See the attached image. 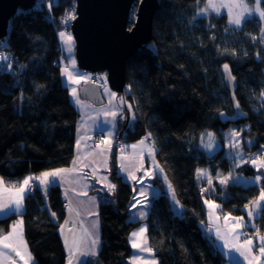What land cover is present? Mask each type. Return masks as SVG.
<instances>
[{"label":"trees","instance_id":"16d2710c","mask_svg":"<svg viewBox=\"0 0 264 264\" xmlns=\"http://www.w3.org/2000/svg\"><path fill=\"white\" fill-rule=\"evenodd\" d=\"M203 1L161 0L151 42L127 61L126 97L136 117L123 128V136L135 141L151 133L181 207L176 210L165 191L150 199L148 234L158 264H228L202 227L207 219L203 198L220 202L224 214L242 217L264 189V176L251 185L229 183L226 193L218 179L262 172L247 162L234 163L226 153V132L233 125L241 129L250 154L264 146V18L249 17L233 27L226 13L198 15ZM38 2L11 18L1 46L11 67L0 72V175L11 184L69 166L75 152L79 113L63 80L62 62H67L59 38L66 7L74 0H56L50 9L46 0ZM225 64L236 82L233 90L226 84ZM237 109L239 116L231 118ZM209 133L217 145L213 151L206 145ZM112 162L116 189L100 202L99 262L128 264L129 234L135 226L128 216L135 192ZM199 168L211 173V184L208 177H199ZM63 201L57 184L46 197L36 186L26 196L21 215L37 264L66 263L59 232ZM17 216L0 217V234ZM257 223L264 230V210Z\"/></svg>","mask_w":264,"mask_h":264},{"label":"crops","instance_id":"0c3cea01","mask_svg":"<svg viewBox=\"0 0 264 264\" xmlns=\"http://www.w3.org/2000/svg\"><path fill=\"white\" fill-rule=\"evenodd\" d=\"M66 44V43H65ZM72 45V44H71ZM68 46V44H66ZM65 46V47H66ZM67 67L71 76L83 77L79 83H73V81L69 78L68 73H65L63 70V80L69 89V95L71 102L75 106L76 110L79 113V118L76 125V143H75V152L72 162L69 166L61 167L64 169H71L75 167L77 170L73 172H68L63 177H57V185L60 186L63 200L68 202L67 210L64 211V217L59 224V232L62 238L67 257L66 263L69 264V259H71L72 264H100L99 262V250L101 248V233H102V223L100 218V202L102 200L103 193L105 192L107 196H110L115 191L110 190L109 184H115L111 177V169H112V159H115L117 170L122 179L128 182L134 192V199L131 205V211L128 216V220L132 223H135V226L132 228L129 234V243L131 246V255L129 257L128 264H133V258H137V264H139L140 260H144L147 264H158V258L156 257L155 250L150 242L149 234H148V222L147 218L149 215L150 208V199L158 197L162 192H166L170 197H174V201H177L174 196L173 185L167 177L164 169L160 165L156 157V147L148 137L145 140V144L148 145V148L154 149L153 155L148 154V148H145L143 154L141 155L139 147L135 150V159L129 160L128 157L133 156L134 150L131 145L137 144L141 139L130 141L129 148L127 151L123 153H117L114 149V142L119 134L123 135V128L126 124H129L131 121L135 119L134 110L129 104L127 100L126 94L128 93L127 89L124 92H116L110 86L103 85L101 92L105 99V102L101 104V106L94 104L90 100L84 99L80 96V86H82L85 82L90 80V73L82 70L76 64L72 65V61L75 60L74 56L70 54H66L64 50ZM64 68V69H65ZM75 88L77 91V97L79 99V103L76 102L77 97L72 96V89ZM112 93H115V96H112ZM122 98V99H121ZM103 105V106H102ZM130 105V107H129ZM109 115H105V113ZM112 112H116L117 116L113 119L110 115ZM93 131H100L104 134L105 140H111V151L107 150L106 145L100 144L99 147H93L91 144V134ZM80 141L79 146L77 145V141ZM249 143V141L247 142ZM260 152L261 157L264 158V147L261 146L259 151L254 152L252 155ZM121 155H123L124 159H121ZM154 157V158H153ZM256 157H258L256 155ZM79 158V162L76 165H73V161ZM141 163L143 167H141ZM248 164H254L249 161ZM123 165V167H122ZM239 166V165H237ZM257 167V166H256ZM55 168V169H61ZM258 169H261L257 167ZM161 169L163 171H161ZM54 169L46 170L51 171ZM203 175L200 174L199 177L206 178L205 169H203ZM44 172V171H43ZM131 173V175H129ZM145 173H151V175H146ZM35 177L34 174H29L26 177ZM39 176V175H38ZM132 176H135L136 179H132ZM238 183L243 185H251L258 183L260 179H256V177L264 176V172H258L256 175L251 177H246L244 175H237ZM0 178L3 180V187L11 189L12 185H16L18 188L20 184H11L9 183L5 177L0 175ZM106 178V179H105ZM24 180V179H23ZM139 181V182H138ZM36 188H39L41 192H45L47 196L48 189L51 185L45 187L44 185H39V181L33 179ZM169 184L171 188H169ZM39 185V186H38ZM102 192H101V191ZM261 192V191H260ZM254 199L256 200L259 195ZM143 193V195H141ZM29 192L25 195L22 207L15 212L9 211L7 208L0 210V217H6L11 214H18L17 218L12 222L10 228L3 232L2 234H6L7 232L12 230V225L17 221H23V239L27 243V250L31 253L34 264L36 263V259L30 249L28 240L25 235V226L24 220L22 217V213L25 209V199ZM9 193L0 192V203L9 204L8 200ZM214 202L215 200L208 199ZM253 200V201H254ZM219 207L215 209V218L218 220H210L207 216V219L204 223H202V227L204 228L206 234L211 239L213 245L217 250L223 253V255L227 258L228 264H248V260L244 258L240 254V252L235 249L230 248L225 245L224 240L220 239L217 236V229L220 230V235H224L227 231L225 226V215L221 212V204H216ZM205 206V205H204ZM63 207V206H62ZM69 207L72 209L69 210ZM176 210H179L181 207L176 203L174 206ZM206 208V207H205ZM253 212V216H249V211ZM264 210V202H261L260 207H256L253 204H249L246 207V216H242L243 227L239 229L236 233L238 236L239 242L243 243L248 238H252L254 241L253 244V254L259 255L258 249L261 246V241L259 240V236H264V230H260L259 224L257 223V219L261 216L262 211ZM143 212L144 215H140ZM231 217L235 218V216L231 215ZM68 221L65 226L64 232H61V225L64 224L65 221ZM96 223L97 227L93 228V224ZM231 224H229V227ZM145 227L146 232L144 235L147 238V247L152 249V252L142 251L141 249H136L132 247V237L131 234L134 231H138L140 228ZM71 229L72 231H68ZM247 229L251 233L250 236H243V230ZM92 233L93 235H88ZM65 236L68 237L69 241L72 240L73 236L82 241L80 251H73L70 256L69 249L65 244ZM98 236L99 243L95 245L94 251L95 254H81L88 253V249L91 246V240ZM229 241L231 242V236H229ZM0 252H4L7 255L11 256L13 260H15L16 264H23L22 261L19 260L18 257L15 256L11 250H6L0 248ZM0 264H10L9 261H5L3 256H0ZM259 264H264V258L259 261Z\"/></svg>","mask_w":264,"mask_h":264},{"label":"water","instance_id":"95a60500","mask_svg":"<svg viewBox=\"0 0 264 264\" xmlns=\"http://www.w3.org/2000/svg\"><path fill=\"white\" fill-rule=\"evenodd\" d=\"M37 1L0 0V45L9 34L11 18L19 9L36 7ZM75 1L76 17L70 30L75 40V56L79 68L90 73L103 72L106 74L107 84L113 90L125 91L127 61L141 46L151 42L153 19L161 0H139L131 26V10L136 0ZM223 71L227 86L233 90L236 82L231 78L230 68L229 71ZM101 89V84L88 80L80 86V95L101 105L105 102ZM239 114L237 109L231 118L235 119ZM222 117L227 115L223 114Z\"/></svg>","mask_w":264,"mask_h":264},{"label":"snow or ice","instance_id":"6c2138e0","mask_svg":"<svg viewBox=\"0 0 264 264\" xmlns=\"http://www.w3.org/2000/svg\"><path fill=\"white\" fill-rule=\"evenodd\" d=\"M261 3H264V0H256V6L253 9H250L248 7V5L246 3H244V0H231L230 3H224L223 0H220L219 3H216L215 0H208V5L207 8L202 9L201 11H207L208 8L219 12V10L223 7H227L229 9V15H230V23H233L235 25H241L243 23V21L246 19L247 15L252 14L253 12L258 13L260 17L264 18V9H262L260 7ZM52 5L50 4L49 7H51ZM234 9H239V11H236L235 14H233V10ZM68 18L70 19H75V16L73 15V13L69 12L67 14ZM131 30V29H130ZM59 37L60 39L69 45V51H71V44H72V36L64 31H61L59 33ZM10 59L9 56H6L3 53H0V61H6ZM72 65H75V60L72 61ZM5 68H10L11 65H4ZM225 71H229V66L227 64H225L224 66ZM65 73H68L69 78L73 81V83H79L81 79H83V77H72L71 73L69 72L68 68L64 69ZM230 75V72H229ZM232 79H234V77H231ZM72 96L73 97H77V91L75 88L72 89ZM112 96H115V93H112ZM122 99V98H121ZM77 103H79V99L77 97L76 100ZM130 107V105H129ZM237 107H239L237 105ZM105 115H109L107 112L105 113ZM113 119L117 116L116 112H112L110 114ZM209 144L207 145L208 148L212 147L211 144V137L212 134L209 133ZM234 136H238L239 132H234L233 133ZM151 136V133H148L146 137L142 138L137 144H133L131 145L132 149L134 150V154L133 156L128 157L129 160H133L135 159V150L139 147L140 149V153L141 155L143 154V151L145 148H148V145L145 144V140L148 139V137ZM80 141H77V145L79 146ZM101 144L102 145H106L107 146V150L111 151V140H105L102 139L101 140ZM99 147V146H97ZM264 147V146H262ZM121 151H123V146L121 148ZM154 149L152 148H148V154L149 155H153ZM154 158V157H153ZM121 159H124L123 155H121ZM257 161H259V163H257ZM79 162V158L77 160L73 161V165H76ZM254 164H256L257 167H264V159L260 158V157H256L253 161ZM123 167V165H122ZM141 167H143L142 163H141ZM77 169L75 167L71 168V169H54L51 171H44L42 173L39 174V176L36 177H25L24 180L20 183V186L17 188L16 185H12L11 189L9 188H4L3 187V180L2 178H0V192H5V193H9L8 195V200H9V204H3L0 203V210H3L5 208H7L9 211H13L15 212L16 210H19L22 207V203L24 200L25 195L31 190V182L33 181V179L39 181V185H44L45 187L49 186V185H54L57 183V177H63L65 174H67L68 172H73L76 171ZM161 171H163L161 169ZM204 170L203 169H197V174H203ZM146 175H151V173H145ZM129 175H131V173H129ZM230 177H225L224 179H222L220 182L221 183H226L227 180ZM106 179V178H105ZM132 179H136L135 176H132ZM256 179H260V177H256ZM139 182V181H138ZM209 184L212 183L211 178L209 177ZM38 185V186H39ZM115 185L114 184H109V188L110 190H114L115 189ZM169 188H171V185L169 184ZM141 195H143V193H141ZM174 198V197H173ZM261 202H264V189L261 190L259 197L252 201L251 204L255 205L256 207H260L261 206ZM176 203L178 204L179 201H176ZM205 203L208 204L209 209H210V217L212 215V212L219 207L218 205H216L215 203L209 202V201H205ZM248 207V206H246ZM69 210L71 211L72 209L69 207ZM53 216H55V213L52 214ZM140 215H144L143 212L140 213ZM248 215L251 217L253 216V212L250 210L248 212ZM225 226L227 228V231L225 232L224 235H220V230L217 229V236L224 240L225 245L229 246L232 249H235L236 251L240 252V254L242 256H244V258L246 260H248V264H259V261L264 258V236H259V240L261 241V246L258 249L259 255H254L253 254V244L254 241L252 238H248L247 240H245L243 243L239 242L238 236L236 235V233L239 231L240 228H242L244 225L242 223V217H231L230 214H226L225 217ZM68 221L66 220L64 222L63 225H61V232H64L65 230V226L67 225ZM229 224H231V226L229 227ZM97 225L96 223L93 224V228H96ZM68 231H72L71 229H69ZM146 232V228L142 227L140 228L138 231H134L131 234L132 237V247L136 248V249H141L142 251H147V252H152L151 248H148L147 245V238L144 235V233ZM88 235H93L92 233H89ZM229 236H231V242L229 241ZM81 243L82 241L80 239H77L75 236H73L72 240L69 241L68 237L65 236V244L69 249V253L70 256L73 253V251H80L81 248ZM99 243V238L98 236H95V238H93L91 240V246L88 249V253H81L83 254H95L94 251V247L95 245H97ZM0 248L2 249H6V250H11L12 253L15 254L16 257L19 258L20 261L23 262V264H34L33 258L31 253L27 250V243L24 241L23 239V221H17L16 223H14L12 225V230L7 232L6 234H0ZM0 256H3L5 261H9L10 264H16L15 260L12 259L11 256L7 255L4 252H0ZM69 264H72L71 259H69ZM133 264H137V258H133ZM139 264H147L146 261L144 260H140Z\"/></svg>","mask_w":264,"mask_h":264},{"label":"rangeland","instance_id":"374dc122","mask_svg":"<svg viewBox=\"0 0 264 264\" xmlns=\"http://www.w3.org/2000/svg\"><path fill=\"white\" fill-rule=\"evenodd\" d=\"M215 2H216V3H219L220 0H215ZM223 2L227 4V3H230L231 0H223ZM244 3H246L250 9H253V8H255V6H256V0H244ZM207 5H208V0H204L203 3L200 4V8L198 9V15L206 16V15H210V14H222V13H226L227 16H228L229 23H230L229 9H228L227 7H223V8H221V9L219 10V12H216V11L210 9V8H208L207 11H203V12H202L201 10L207 8ZM261 5H262V3H261ZM261 5H260V7H261ZM261 8H262V7H261ZM236 11H239V9H234V10H233V14H235ZM253 16H258V17H260L258 13L253 12L252 14L247 15V16H246V19L249 18V17H253ZM260 18H262V17H260ZM246 19H245V20H246ZM62 20H63V19H62ZM245 20H244V21H245ZM244 21H243V23H244ZM243 23H242V24H243ZM242 24H241V25H235V24H233V23H230L231 26H233V27H237V28L241 27ZM60 28H61V29H60V32H61V31H64V32L70 34V35L72 36V38H73V40H72V45H71V51H69V45L66 46V44L60 39V43H61L62 50H63V51L65 50L66 54H70V53H71V55L74 56V59H75V61H76V56H75V40H74L73 34L71 33L70 25H69L68 22H64V20H63V21H62V25L60 26ZM60 32H59V33H60ZM59 38H60V37H59ZM65 46H66V47H65ZM76 64H77V61H76ZM77 66H78V64H77ZM78 67H79V66H78ZM82 70H83V69H82ZM87 72H89V71H87ZM89 73H90V72H89ZM108 86H109V85H108ZM79 90H80V88H79ZM80 96H81V95H80ZM103 105H104V104H103ZM103 105H102V106H103ZM99 106H101V105H99ZM234 132H239V135H238V136H234V135H233ZM226 133H227V134H226V135H227V137H226V153H227V155H229V156L233 159V161H234V163H235L236 165H241V164H243V163H245V162H249V161L252 162V161L256 158V155H257L258 157L264 159L263 157H261V153H260V152L254 154V155H252L254 152L251 153V154L247 152V150H246V148H245V144H247L248 141H246V140L242 137V135H241V129H239L237 126H235V125L230 126L229 129H228V131H227ZM209 142H210V140H209V136H208V137H207V142H206L207 144H206V145H208ZM211 144H212V147H211V148H208V147H207V148H208V150L213 151V150H215V148H216L217 145L215 144L214 139H213L212 137H211ZM257 163H259V161H257ZM259 168L263 169V172H264V167H259ZM199 169H205V170H206V171H205V175L208 177V179H209V177H210L211 180H212V175H211V173H209V171H208L206 168H199ZM40 173H42V172H40ZM40 173H38V174H34L35 177L38 176ZM202 175H203V174H202ZM225 177H230V178L227 180L226 183H221L222 186L224 187V192L226 193V192H227V185H228L229 183H232V182L237 181V180H238V176H235L234 174L229 173V174H226V175H221V176H219L218 179H219V181H221V180L224 179ZM208 181H209V180H208ZM100 191H101V190H100ZM102 191H103V190H102ZM102 191H101V192H102ZM42 194L46 197V193H45V192H43ZM109 197H110V196H107L106 193L104 192V193H103V196H102V199H104V198H105V199H108ZM170 198H171V200H172L173 206H176V201H174V199H173L172 196H171ZM205 201H209V202H212V201H211V200H208L206 197L203 198L204 205H205L206 209L208 210V211H207V213H208L207 216L209 217V219L212 220V221H213V220H215V221L218 220L217 218H215V214H214L215 210L212 212V215H211V217H210V209H209L208 204L205 203ZM212 203L220 204V202H218V201H214V202H212ZM235 217H240V216H235ZM248 231H249V230H248ZM250 235H251V233H250ZM247 237H248V236H247Z\"/></svg>","mask_w":264,"mask_h":264},{"label":"built area","instance_id":"2783aa9c","mask_svg":"<svg viewBox=\"0 0 264 264\" xmlns=\"http://www.w3.org/2000/svg\"><path fill=\"white\" fill-rule=\"evenodd\" d=\"M56 0H46V7L50 9L49 5L54 3ZM39 6V2L37 1L36 7ZM71 12L76 17V1L74 0L73 3L69 4L66 7L65 14L63 15L64 22H68L69 25H71L73 19L68 18L67 14ZM3 41L0 45V53L5 54L6 56H9V54L5 51L4 48H2ZM10 57V56H9ZM4 65H11V57L10 59L6 61H0V72L7 70L8 68H5ZM62 66L65 68L67 64L63 61ZM90 80H94L98 82L99 84L107 85V77L106 74H103V72H96V73H90ZM127 91L129 92V89L127 88ZM104 138V134L100 131H93L91 134V144L93 147H97L101 144V140ZM152 140V139H151ZM153 141V140H152ZM130 144V140L126 139L122 134H119L114 142V149L117 153H123L128 150ZM123 146V151H121V148ZM35 191V184L34 182H31V190L29 193H33ZM64 211L67 210L68 202L63 201L62 203ZM243 236H250V232L247 229L243 230Z\"/></svg>","mask_w":264,"mask_h":264}]
</instances>
